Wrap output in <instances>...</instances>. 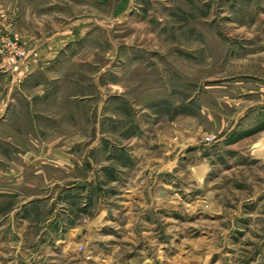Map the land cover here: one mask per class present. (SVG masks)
Listing matches in <instances>:
<instances>
[{
    "label": "rangeland",
    "instance_id": "rangeland-1",
    "mask_svg": "<svg viewBox=\"0 0 264 264\" xmlns=\"http://www.w3.org/2000/svg\"><path fill=\"white\" fill-rule=\"evenodd\" d=\"M38 50L45 78L24 89ZM21 65L19 94L29 101L18 99L17 135L0 129V264H264V164L248 157L250 142L264 145V0H0V82ZM171 124L199 148L241 129L242 155L225 143L194 185L185 172L165 176L159 217L105 215L70 240L68 227L86 225L120 193L109 189L112 147L148 146ZM27 130L53 156L43 175L22 176L34 190L15 188L10 171ZM95 136L97 185L58 201V184L90 179L83 168ZM56 204L67 227L46 222ZM25 206L30 221L20 220Z\"/></svg>",
    "mask_w": 264,
    "mask_h": 264
},
{
    "label": "crops",
    "instance_id": "crops-1",
    "mask_svg": "<svg viewBox=\"0 0 264 264\" xmlns=\"http://www.w3.org/2000/svg\"><path fill=\"white\" fill-rule=\"evenodd\" d=\"M40 53L41 50H38L37 54ZM20 67L21 68L19 72H10L9 74L5 75L3 80L0 82V100H2V103L0 102V129H4L8 126L11 136L17 135L18 133V99L20 101H25L24 99H26V105L28 104L27 101H29V99L24 94H19L20 90L18 89V79L23 75V66L21 65ZM24 70L26 74L23 77V80L21 79L20 82L21 85H23L24 82V86L21 87L24 89H27L28 87H39L41 85L39 79L45 78V55L43 52L40 56L31 59V64L28 66L27 63ZM5 86L8 87V90L4 88ZM8 109L9 113H7ZM253 110L255 111L253 116H257L258 109L253 108L252 111ZM256 120H258L257 117L254 121L256 122L255 125H253L249 131L257 129L258 122ZM232 131L233 129H230L229 131L224 132L222 135H219V139L215 144L209 146L202 144L203 146L199 148L198 146H195L198 141L195 142L193 139H184L182 136H180L179 132L182 131L178 132L177 125L171 124L170 128H168L164 134L159 132V137H154L150 141L151 144L149 143L150 145L148 146L146 145L145 139H143L142 141L139 140L137 142H133V144L128 147V150L130 149L129 151H116L113 150L114 147H112L109 162L113 163L114 161L118 160V167L115 168L113 164L109 167L113 172H115L116 175V179L111 181L110 184L113 186L109 189L120 193L116 197L113 196L111 201L105 199V204L98 203L95 208V212L91 217H89L90 219L86 222V225L79 227H68L67 232L69 235L74 236V238H70V240H76V235H81V229H90L94 223H96L100 218H104L105 215L113 218L117 216L119 218H156V215L159 217L162 207V199L167 194H164V191L161 188L165 176H171V179L175 181V179H179V176L183 175V172H185L186 179H184L183 182L186 184L193 183L194 185L197 180L201 179L203 176L205 177L208 174L212 166L211 159L216 154L214 153V150L216 152L218 149L224 148L225 143L233 144V146H231L234 147L233 151L227 150L228 152H232L234 154L232 156L233 158L238 156L240 157L242 155V150L237 148L240 139H236V135H238L239 131L242 133L243 130H237L235 134L233 133L234 131ZM33 134L27 130L28 136L25 143L26 145L24 147L21 146L20 148L14 147V149L12 148V151H10L12 152L11 157L17 160L13 166L10 167V171H13V173L17 176L15 178L16 183H14L15 188H17L19 185H23L30 187L32 190L36 189L37 186L32 181L27 182L24 180L23 182L24 178L22 176L43 175L45 157H53L50 156V154L45 156L44 141L39 136L36 137ZM232 134L233 136L231 137ZM15 141L18 142L17 138H15ZM98 142V137L95 136L93 137V140H90V144L87 147V160L83 170L86 174L88 173L90 179H80L74 186H69L66 188L63 185L58 184V187L55 189L59 191L57 196L58 201L63 200L64 196L67 195V193L71 190H83L88 189V187L91 189L97 185V182L99 181L98 175L100 173L98 171ZM259 142L261 141L256 140L250 142L248 157L250 158L251 162L256 161L257 163L260 161L259 163L264 164V145L258 147ZM38 143L42 144V147L39 148L37 146ZM216 144L217 146L215 147ZM254 149L256 150L254 151ZM56 155L57 154H55V156ZM244 156L247 157V154H244ZM58 157L59 159L61 158L62 160H65L66 154H59ZM119 160H121V163H119ZM2 172L3 171H1V173ZM134 175L135 177L131 178V176ZM173 181L172 183H174ZM38 185L44 186L45 181L38 183ZM262 185L263 186L260 190V194L263 193L264 183ZM254 194H257V191ZM254 196L257 197L258 195ZM43 200H45V198ZM164 204L168 207L170 206V201H165ZM25 205L29 207L32 205V202L25 203ZM250 205L253 204L251 203ZM27 206L22 208L23 211H21L20 214L23 216V218H20V220L30 221V219H32L29 218L31 211L27 209ZM61 208V205L56 204L52 213L46 219V222L50 223L51 226H68L71 218H69V215L66 218H63L61 216L63 215L61 214ZM48 209L50 210V207ZM57 211H61V213L55 214ZM42 225V233H45V218L43 219ZM46 233H49V231H46Z\"/></svg>",
    "mask_w": 264,
    "mask_h": 264
},
{
    "label": "built area",
    "instance_id": "built-area-1",
    "mask_svg": "<svg viewBox=\"0 0 264 264\" xmlns=\"http://www.w3.org/2000/svg\"><path fill=\"white\" fill-rule=\"evenodd\" d=\"M214 139L215 138L213 136H205L203 140L206 144H211L213 143Z\"/></svg>",
    "mask_w": 264,
    "mask_h": 264
}]
</instances>
